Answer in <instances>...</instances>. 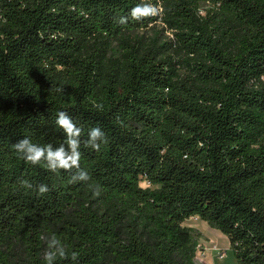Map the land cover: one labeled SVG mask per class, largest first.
<instances>
[{"label":"trees","instance_id":"1","mask_svg":"<svg viewBox=\"0 0 264 264\" xmlns=\"http://www.w3.org/2000/svg\"><path fill=\"white\" fill-rule=\"evenodd\" d=\"M198 1L0 0V264H45L52 235L69 256L55 264H198L195 215L238 264H264V0H210L205 16ZM138 3L160 12L120 25ZM159 20L170 42L131 35ZM60 111L83 130L87 183L12 148L64 143Z\"/></svg>","mask_w":264,"mask_h":264},{"label":"clouds","instance_id":"2","mask_svg":"<svg viewBox=\"0 0 264 264\" xmlns=\"http://www.w3.org/2000/svg\"><path fill=\"white\" fill-rule=\"evenodd\" d=\"M159 14V7L150 3H138L129 12L128 16H121L118 19L120 25L128 23L129 18L133 21L140 22L146 18L154 17ZM57 92H62V88H57ZM102 105H97V108L102 109ZM56 125L61 129L65 135L64 143L58 147H53L51 144L39 145L33 143L31 138L25 136L19 139L12 148L19 155L31 165H43L54 173L60 170L71 173L70 183L89 182L91 180L88 172L81 168V135L82 128L78 126L73 118L65 111H60L57 114ZM84 146L91 148L94 151H100L102 145L108 143L106 133L100 127H93L88 131V138L83 142ZM19 184L25 189H33V184L27 180L22 179ZM95 192L99 194L98 187ZM38 194L44 195L50 191L45 184L36 186ZM79 253L73 251L70 259L72 262H77ZM45 264H55L57 259H69L65 246L62 241L55 235L47 239L46 248L43 253Z\"/></svg>","mask_w":264,"mask_h":264},{"label":"rangeland","instance_id":"3","mask_svg":"<svg viewBox=\"0 0 264 264\" xmlns=\"http://www.w3.org/2000/svg\"><path fill=\"white\" fill-rule=\"evenodd\" d=\"M195 6L201 16H205L214 8L210 0H199ZM131 35L145 44L157 45L168 43L174 38L172 31L161 20L150 24L147 28L136 30ZM177 68L179 69L180 65ZM141 184L145 186L147 182L143 181ZM184 225L194 227L201 234L195 256L198 264H238L230 239L221 229L197 215L187 218Z\"/></svg>","mask_w":264,"mask_h":264}]
</instances>
